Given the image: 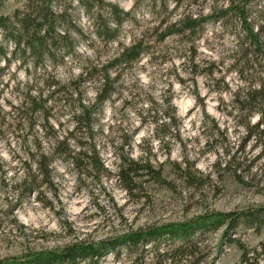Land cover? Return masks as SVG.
<instances>
[{"label": "rangeland", "instance_id": "1", "mask_svg": "<svg viewBox=\"0 0 264 264\" xmlns=\"http://www.w3.org/2000/svg\"><path fill=\"white\" fill-rule=\"evenodd\" d=\"M30 1L4 0L0 16H12ZM101 1L129 13L115 35L97 28H116L109 9L100 2L53 0V9L66 21L71 18L82 30V36L74 39V48H61L39 66L32 60L24 65L18 54L0 78L2 264L78 242L111 240L201 215L264 205V161H258L257 168L252 169L248 162L259 156L260 149L250 141L239 152L246 138L248 114L236 101L239 89L247 85L241 80L243 67L238 65L239 19L232 15L223 23L209 18L215 10L226 7L229 0H182L177 9L169 1L164 6L162 0ZM231 1L246 6L253 18H259L256 23L264 22V0ZM98 14L103 15L100 22L95 21ZM187 14L210 20L194 34L165 38L166 26ZM3 32L0 29V42L5 43ZM137 40H142L144 53L137 62L114 67V94L102 108L93 107L100 73L80 86L83 103L93 109L92 130L84 126L73 136L72 144H87L84 149L88 155L96 145L111 176H102L98 181L96 173L91 172L80 180L67 162L58 160L53 165L52 186L44 182L31 195L21 192L19 185L29 173L25 161L29 159L28 147L34 150V137L25 122L15 119L13 108L19 107L28 93L33 97L41 95L51 109V123L66 136L76 127L73 113L81 110L75 97L56 94L51 83L58 80L69 84L90 67L101 70L122 47ZM7 47L13 50V44ZM5 66L1 60L0 67ZM169 100L180 120V140L172 137L170 145L155 138L157 131L152 122L156 118L159 124L166 121ZM153 108L155 111L150 112ZM43 115L39 111L32 118L37 122L36 131L44 123ZM258 120L259 116L254 115L252 124ZM163 131L160 129L159 134ZM37 135H43L42 129ZM125 141L129 146L124 145ZM237 151L238 159L242 157L238 160L241 165L225 170L227 154ZM122 154L135 160L148 159L156 169L162 166L169 184H156L142 177L137 182L139 192L130 196L115 177ZM185 161L191 167L192 180H185L179 172ZM225 232L226 228H221L199 238L200 264H240L241 251ZM232 238L256 248L264 241V229L256 234L241 227ZM167 249L165 244L160 250L155 245L124 249L110 253L101 264H170L158 256Z\"/></svg>", "mask_w": 264, "mask_h": 264}, {"label": "trees", "instance_id": "2", "mask_svg": "<svg viewBox=\"0 0 264 264\" xmlns=\"http://www.w3.org/2000/svg\"><path fill=\"white\" fill-rule=\"evenodd\" d=\"M3 1L0 0V8ZM52 1L31 0L24 10H16L12 16H0V29L4 31L5 38V43L0 42V61L4 60L6 62L5 68L0 67V78L9 69L18 54H20L19 59L24 65L28 63V60H32L35 66H39L45 59L50 60L55 56L61 48H74V39L82 36V30L73 23L71 18L66 21L61 14L56 12L52 7ZM79 1L81 3L98 1L101 4L100 6L103 5L109 9V14L113 16L116 28L106 27L107 25L97 26L98 29H104L107 33L113 31L112 33L115 35L129 17V13L118 5L105 3L101 0ZM162 1L164 6L167 5V1L174 3L175 9L182 2V0ZM232 15L237 16L239 19L237 46L241 57L238 59V65L243 67V71H240L241 80L247 84L245 88L239 89L236 94V101L242 106L243 110L248 111L245 125L246 138L244 144L239 148L241 151L239 149L238 151H244L246 142H255V146L260 149V153L258 157L248 161L252 169L257 168L258 161L262 159L264 161V22L262 24L256 23L258 17L257 19L253 18L249 9L246 6H241V2L236 5L231 0L227 2L226 7L215 10L209 18L215 20L214 22L224 23ZM97 16L95 21L100 22L103 15L98 14ZM210 19H204L201 16L194 17L192 14L183 15L166 26L165 38L194 34L201 28L202 23ZM64 21L67 22L66 26L63 23ZM113 37L109 36V38ZM9 43L13 44V50L7 47ZM143 53L142 40H137L129 46L122 47L118 55L103 66L101 70H98L97 66L90 67L69 84H63L58 80L51 83L50 87L54 88L56 94L62 93L64 97L68 95L72 98L75 97L76 102L79 103L78 110H81L78 114L73 113L76 127L66 136L59 134L58 129L51 123V109L47 107V100L43 99L41 95L33 97L28 93L21 101L20 106L13 108L12 113L15 119L18 122H25L30 127L29 130H31L34 137L32 141L34 150L28 147L29 159L25 161L29 173L19 185L21 192L31 195L39 189L37 185L40 186L44 182L52 186L54 180L53 165L58 160L67 162L77 173L80 180H82V176L86 178L88 173L91 172L96 173L98 181L102 176H111L96 145L92 146V151L88 155L84 149L87 144L79 142L77 147L72 144L74 141L73 136L84 129V126L91 129L93 122V109L83 103L80 86L82 82H88L100 73L96 79L99 87H97L93 107L102 108L114 94V86L117 80V77L112 76L114 67L137 62ZM98 77L100 78L98 79ZM58 100V97L55 98V102H58ZM153 110L155 111L153 108L150 112H153ZM39 111L44 113L42 117L44 123L40 126L43 131L42 136L37 135L41 129L36 131L37 122L32 121V118ZM23 113L26 115L23 116ZM165 114V122L159 124L158 118L152 120V122L155 124V130L157 131L155 138L161 143L167 142L170 145L172 137L180 140V120L171 100L167 102V112ZM254 115H258L259 120L252 124ZM155 116H157V113H155ZM160 129H164L162 135L159 134ZM168 134H170L169 137ZM29 142L28 140L27 143L29 144ZM124 145L129 146V142L125 141ZM238 151L227 154L229 160L225 163V170L230 169L232 166L241 165L238 160L242 157L238 159ZM242 161L246 160L243 159ZM159 168L156 169L148 159L135 160L129 154H122L118 166L119 170L115 177L122 184V188L127 194L132 196L135 192H139L137 182L142 177H147L156 184H169L163 177L162 166ZM190 168L188 161H185L183 166H179V172L185 177V180H192L193 178L189 173ZM241 227L253 230L256 234H261L264 229V205L239 212L201 215L186 222L164 224L153 229H140L111 240L93 243L78 242L66 245L61 250L31 253L23 260H7L5 264H101L102 259L110 253H116L124 249L127 251L136 248L145 249L151 245H155L156 250H160L164 244L168 246V249L158 255L162 261L170 264H200L199 238L221 228H226L225 235H228L232 240L231 242L236 244L241 251L240 264H261V261H264V241L259 243L256 248H249L240 240L233 239L232 237L237 235ZM140 264L146 263L141 262Z\"/></svg>", "mask_w": 264, "mask_h": 264}]
</instances>
